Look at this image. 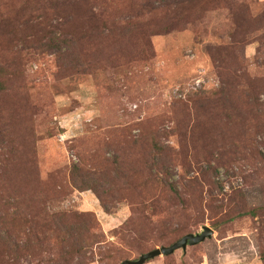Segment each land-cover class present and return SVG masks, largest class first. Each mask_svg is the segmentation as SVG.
<instances>
[{"label": "rangeland", "instance_id": "rangeland-1", "mask_svg": "<svg viewBox=\"0 0 264 264\" xmlns=\"http://www.w3.org/2000/svg\"><path fill=\"white\" fill-rule=\"evenodd\" d=\"M15 211L0 264H121L205 225L145 264H264V0H0V229Z\"/></svg>", "mask_w": 264, "mask_h": 264}, {"label": "trees", "instance_id": "trees-1", "mask_svg": "<svg viewBox=\"0 0 264 264\" xmlns=\"http://www.w3.org/2000/svg\"><path fill=\"white\" fill-rule=\"evenodd\" d=\"M68 46V45H67ZM63 54L65 55V53L63 52ZM166 174V172L164 173V175ZM162 180V178H161ZM173 190V192H171V194L175 197V196H179V190H177L176 188L171 189ZM175 192V193H174ZM102 202V206L104 207V209L106 211H108L107 205L106 203L103 201V199H100ZM18 212H11L9 214H7V217L5 220L2 221V225L3 228L0 229V241L2 240L4 243H8L9 246L8 247H0V254L2 253L4 256H6L8 253H10V251L12 252V257L15 258L17 260V257L19 256V254H21L23 252L22 248L19 247L18 242H16L11 234V229H10V225L12 224L13 220H15L16 216H17ZM60 226L58 224H52L51 227H48L45 231V235H46V239L47 241H52L58 237H60L59 231ZM83 231L81 230H76V236L77 239H82V235H83ZM46 241V242H47ZM84 246V244L82 245ZM86 246V244H85ZM20 248V249H19ZM64 249V247H62ZM83 248L85 247H71V250H69L68 252L75 257H83L84 256V252H83ZM1 258V257H0ZM1 260V259H0Z\"/></svg>", "mask_w": 264, "mask_h": 264}, {"label": "water", "instance_id": "water-1", "mask_svg": "<svg viewBox=\"0 0 264 264\" xmlns=\"http://www.w3.org/2000/svg\"><path fill=\"white\" fill-rule=\"evenodd\" d=\"M213 232L214 230L210 226L205 225L203 226V230L200 233H188L171 245L156 247L141 254L138 259H126L121 264H145L147 261L157 256L170 255L173 254L177 249H186L188 245L199 244L208 237H211Z\"/></svg>", "mask_w": 264, "mask_h": 264}]
</instances>
